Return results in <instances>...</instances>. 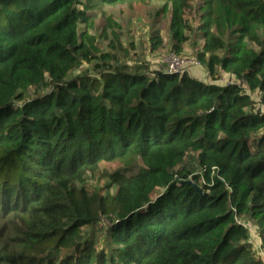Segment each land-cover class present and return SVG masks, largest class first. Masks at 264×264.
<instances>
[{
	"label": "trees",
	"instance_id": "obj_1",
	"mask_svg": "<svg viewBox=\"0 0 264 264\" xmlns=\"http://www.w3.org/2000/svg\"><path fill=\"white\" fill-rule=\"evenodd\" d=\"M132 1L0 0V264H264V0L199 5L196 58L248 93L101 50L95 10ZM191 1L162 0L176 54Z\"/></svg>",
	"mask_w": 264,
	"mask_h": 264
},
{
	"label": "rangeland",
	"instance_id": "obj_2",
	"mask_svg": "<svg viewBox=\"0 0 264 264\" xmlns=\"http://www.w3.org/2000/svg\"><path fill=\"white\" fill-rule=\"evenodd\" d=\"M162 5V0L103 5L92 15V26L87 27V32L96 39L98 38V47L103 51L108 50V43L114 41L118 45L115 55L119 61H127L129 65L135 62H147L151 69L161 68L162 57L171 52L167 41L170 16L167 13H161ZM199 5L200 0H192L185 8L184 17L191 28V38L184 43L182 51L178 54L180 56L196 58L197 51L201 49L202 39L198 30L200 25ZM154 33L159 35L161 43L158 47L151 49L150 39ZM127 51L129 54L126 53ZM125 53L126 55H124ZM201 65L203 67L201 80L211 79L208 70L202 63ZM224 74L227 73L219 71L215 77L218 78ZM137 169L138 167H134L131 171ZM104 183L105 179L99 176L87 179V184L90 187L100 189L102 193Z\"/></svg>",
	"mask_w": 264,
	"mask_h": 264
},
{
	"label": "built area",
	"instance_id": "obj_3",
	"mask_svg": "<svg viewBox=\"0 0 264 264\" xmlns=\"http://www.w3.org/2000/svg\"><path fill=\"white\" fill-rule=\"evenodd\" d=\"M161 69L167 74H187L195 79L201 80L203 78L202 71L203 67L201 62L193 57H183L176 53L170 52L165 54L161 59ZM205 84L217 83L218 85H241L243 89L247 92V85L244 81L240 79L224 74L216 80H201ZM251 97L254 100L253 111L256 113L264 114V103L259 99L258 93H251ZM242 226L247 229L249 235V242L253 245L256 255L264 263V249L262 247V240L259 235L257 228L250 222H242Z\"/></svg>",
	"mask_w": 264,
	"mask_h": 264
}]
</instances>
